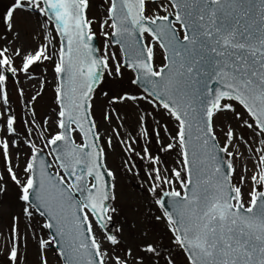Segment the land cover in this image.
Listing matches in <instances>:
<instances>
[{
	"label": "snow or ice",
	"instance_id": "snow-or-ice-1",
	"mask_svg": "<svg viewBox=\"0 0 264 264\" xmlns=\"http://www.w3.org/2000/svg\"><path fill=\"white\" fill-rule=\"evenodd\" d=\"M0 264H264V0H0Z\"/></svg>",
	"mask_w": 264,
	"mask_h": 264
},
{
	"label": "rangeland",
	"instance_id": "rangeland-1",
	"mask_svg": "<svg viewBox=\"0 0 264 264\" xmlns=\"http://www.w3.org/2000/svg\"><path fill=\"white\" fill-rule=\"evenodd\" d=\"M111 163V161H110ZM123 183L128 185L130 189H135L136 188V179L135 178H131V179H123Z\"/></svg>",
	"mask_w": 264,
	"mask_h": 264
}]
</instances>
